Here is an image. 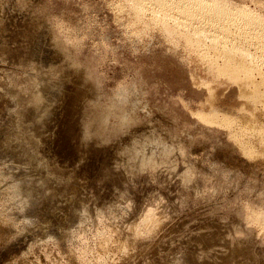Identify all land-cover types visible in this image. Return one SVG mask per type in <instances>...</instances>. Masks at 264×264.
I'll return each mask as SVG.
<instances>
[{
  "label": "rangeland",
  "instance_id": "1",
  "mask_svg": "<svg viewBox=\"0 0 264 264\" xmlns=\"http://www.w3.org/2000/svg\"><path fill=\"white\" fill-rule=\"evenodd\" d=\"M0 224V264H264V0H0Z\"/></svg>",
  "mask_w": 264,
  "mask_h": 264
},
{
  "label": "bare ground",
  "instance_id": "2",
  "mask_svg": "<svg viewBox=\"0 0 264 264\" xmlns=\"http://www.w3.org/2000/svg\"><path fill=\"white\" fill-rule=\"evenodd\" d=\"M198 4L201 5V3ZM211 6H215V4H211L208 7ZM60 101L61 111L54 117L56 124L51 128L52 131L49 137L43 141V147L53 152L58 159H73L77 155V139L72 131V121L69 117L73 112L75 95L65 91ZM98 160L99 155H90L87 157L85 164L95 169ZM7 230V226L0 224V236L4 235Z\"/></svg>",
  "mask_w": 264,
  "mask_h": 264
}]
</instances>
